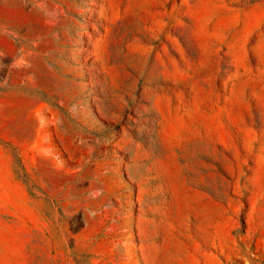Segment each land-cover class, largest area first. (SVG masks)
Instances as JSON below:
<instances>
[{
  "label": "rangeland",
  "instance_id": "1",
  "mask_svg": "<svg viewBox=\"0 0 264 264\" xmlns=\"http://www.w3.org/2000/svg\"><path fill=\"white\" fill-rule=\"evenodd\" d=\"M0 264H264V0H0Z\"/></svg>",
  "mask_w": 264,
  "mask_h": 264
}]
</instances>
